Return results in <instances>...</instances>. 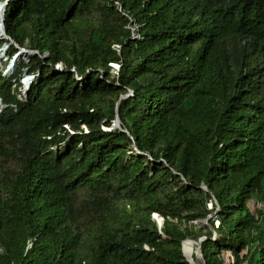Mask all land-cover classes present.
Instances as JSON below:
<instances>
[{
  "label": "trees",
  "instance_id": "obj_1",
  "mask_svg": "<svg viewBox=\"0 0 264 264\" xmlns=\"http://www.w3.org/2000/svg\"><path fill=\"white\" fill-rule=\"evenodd\" d=\"M3 27L47 57L0 73V264H189L202 236L264 264V0H8Z\"/></svg>",
  "mask_w": 264,
  "mask_h": 264
},
{
  "label": "rangeland",
  "instance_id": "obj_2",
  "mask_svg": "<svg viewBox=\"0 0 264 264\" xmlns=\"http://www.w3.org/2000/svg\"><path fill=\"white\" fill-rule=\"evenodd\" d=\"M132 30H135V28H132ZM3 36V34H2V32H0V37H2ZM114 48H116V47H114ZM4 49H6V48H4ZM19 49V48H18ZM4 50L3 49H1L0 48V73L2 74V72L4 73V66H1V63L2 62H4V63H10V61L12 60V58H14V56H16V55H12V56H6L5 55V53L3 52ZM26 52H24L23 54H20L19 53V56H18V58L16 59V62H14L12 65H13V67L11 66V69L13 68V69H15L16 68V66H17V63L20 61V59H25V62H27L28 61V59H27V56H28V54H25ZM13 61H14V59H13ZM110 66H111V69L109 70V72H110V74H111V76H113L115 73H116V70H117V64H112V63H110ZM12 71H14V70H12ZM6 72V71H5ZM5 75V74H4ZM7 75V74H6ZM5 75V76H6ZM27 75V73H26V69H24V71L23 72H21L17 77H18V81H19V83H20V86L18 87V89L20 90V92H21V96H22V98H24V97H26V93H24V95L22 94V92H24V88H23V86H24V84H22L23 83V78L25 77ZM22 80V81H21ZM22 82V83H21ZM24 89V90H23ZM11 107H13V106H15V105H13V104H11L10 105ZM5 107V106H4ZM14 108V107H13ZM65 128L66 129H68V126H66L65 125ZM103 129H106V127L105 126H103L102 127ZM207 204H208V207H210L211 206V202L210 201H208L207 202ZM260 206V205H259ZM156 215H158L157 213H153L152 215H151V217L153 218V216H156ZM213 214H209V217L206 219V220H203V222H201V223H197L196 221L194 222V223H196L198 226H201V227H207V228H209L211 231H212V233H213V230H212V228H210V225H209V223H208V219L209 218H211V216H212ZM215 224H216V222H215ZM195 242L196 241H194V243H193V245H192V248H193V252H194V254H193V260H192V264H199V261H200V258H199V253H198V251L196 250V245H195ZM225 260H227L226 258H225Z\"/></svg>",
  "mask_w": 264,
  "mask_h": 264
},
{
  "label": "water",
  "instance_id": "obj_3",
  "mask_svg": "<svg viewBox=\"0 0 264 264\" xmlns=\"http://www.w3.org/2000/svg\"><path fill=\"white\" fill-rule=\"evenodd\" d=\"M7 2H8V0H3L2 2H0L1 7H2L0 25H1V27L3 28V32H4V35H5V38H6V39H9V40L11 41L10 37L6 35V32H5L4 27H3V14H4V11H5V7H6V5H7ZM3 48H6V45H4V46L1 47V49H3ZM21 52H30V50H27V49H24V48H19V49H18V53H21ZM28 89H29V85L27 86V89L24 90V93H26V96H27V91H28ZM123 96H125V95H121L120 98L123 97ZM111 128H117L118 130L123 131V132H126V134H129L127 131L123 130V129L120 127V124H119V120H118L117 114H115V118H114L113 121H112ZM134 150H135L136 152H139L138 149H137L136 147H134ZM199 188H202V189H204V190H207V187H206L205 185H201V186H199ZM212 198L214 199L213 196H212ZM208 217H209V215H208L206 218H204V219L197 220L196 222H197V223H201V222H203V220H206ZM153 219L155 220V222H156V224H157V228L159 229V232L161 233L160 228L162 227V223H163V219H162V217H161L160 215H156V216H153ZM213 235H215V232H214V231H213ZM204 239H205V237L202 236V237H199L198 240L195 242L196 250H197L198 253H199V258H200L201 264H205V263H204V260H203V258H202L201 250H200V243H201V241L204 240ZM186 240H189V242H190L191 244L194 243V241L191 240V239H186ZM183 241H185V240H183ZM183 241L181 242V254H182V256L184 257V259H185L189 264H192L191 259H190L189 257H187V256L184 254L183 246H182Z\"/></svg>",
  "mask_w": 264,
  "mask_h": 264
},
{
  "label": "built area",
  "instance_id": "obj_4",
  "mask_svg": "<svg viewBox=\"0 0 264 264\" xmlns=\"http://www.w3.org/2000/svg\"><path fill=\"white\" fill-rule=\"evenodd\" d=\"M1 29H2V31H0V32H2V34H3V36L2 37H5V35H4V32H3V28L1 27ZM133 36H135V34L133 35ZM114 47H116V49H119V46L118 45H114ZM29 53H31V54H37V55H39V57L40 58H45V57H47V52H43L42 54H39L36 50H30V52ZM10 62H12V60L10 61ZM13 63V62H12ZM9 64L10 63H4V62H2L1 63V66H4L5 68H4V73L2 72V74L4 75H8V74H10L11 72H12V70H13V68L11 69L10 68V66H9ZM53 68L55 69V70H57V71H63L64 70V67H63V65L60 63V62H58V63H55L54 65H53ZM117 69H118V65H117ZM6 71V72H5ZM69 71H71V72H74V74H75V78L77 79V80H80L81 78L80 77H78L77 75H76V73H75V71H74V68H71ZM36 75H37V73H34V74H27L24 78H23V80L28 76V77H30L31 79H30V82L33 80V79H35L36 78ZM22 81V80H21ZM22 83V82H21ZM22 84H24V81H23V83ZM24 90V89H23ZM131 92L129 91V94H130ZM22 94L24 95V92H22ZM18 99L19 100H21V101H25V97L24 98H22V96H21V94L20 95H18ZM4 106H6L5 104H3L2 103V101H1V99H0V109H2ZM14 107V109H15V106H13Z\"/></svg>",
  "mask_w": 264,
  "mask_h": 264
},
{
  "label": "bare ground",
  "instance_id": "obj_5",
  "mask_svg": "<svg viewBox=\"0 0 264 264\" xmlns=\"http://www.w3.org/2000/svg\"><path fill=\"white\" fill-rule=\"evenodd\" d=\"M1 12H2V7H1V4H0V21H1ZM0 31H2V29H1V25H0ZM24 52H21L20 54H23ZM18 56H19V53H18V55H16V56H14V58H12V62L14 63V62H16V59L18 58ZM13 59H14V61H13ZM12 62H10V64H9V66H10V68H11V66L13 67V63ZM30 77H26L25 79H24V86H23V88L26 90V88H27V86L30 84ZM192 245L193 244H191L190 242H189V240H185V241H183V244H182V246H183V251H184V254L187 256V257H189L190 259H191V261L193 260V254H194V252H193V248H192Z\"/></svg>",
  "mask_w": 264,
  "mask_h": 264
}]
</instances>
